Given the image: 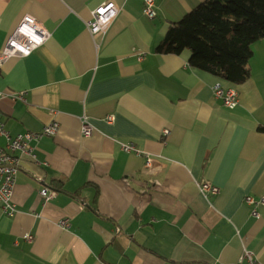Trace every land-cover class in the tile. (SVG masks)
Here are the masks:
<instances>
[{
	"label": "crops",
	"instance_id": "1",
	"mask_svg": "<svg viewBox=\"0 0 264 264\" xmlns=\"http://www.w3.org/2000/svg\"><path fill=\"white\" fill-rule=\"evenodd\" d=\"M104 1L0 0V50L25 15L51 33L1 65L0 118L12 136L60 125L32 142L35 158L21 157L16 213L0 206V264H249L246 251L264 263V205L255 217L244 201L264 197V38L253 44L250 78L233 84L191 66L189 49L155 50L205 0H155L154 19L144 0H109L119 13L93 37L87 22ZM218 81L237 89L234 109L214 96ZM205 180L220 192L203 194ZM44 186L56 190L48 201Z\"/></svg>",
	"mask_w": 264,
	"mask_h": 264
},
{
	"label": "built area",
	"instance_id": "2",
	"mask_svg": "<svg viewBox=\"0 0 264 264\" xmlns=\"http://www.w3.org/2000/svg\"><path fill=\"white\" fill-rule=\"evenodd\" d=\"M119 8L114 1H104L92 11V18L87 22V28L93 37L97 35H105L111 23L117 17ZM144 15L149 19H154L157 16L155 0H144L143 7ZM51 37L50 31L37 21L31 15H25L13 33L8 37L4 47L0 50V67L7 60L14 57H26L33 53L37 48L43 45ZM2 92L0 91V96ZM14 96L24 98V93L13 94ZM214 96L222 100L224 106L234 109L239 104V93L233 86H225L220 81L214 85ZM109 122L114 120V116H109ZM83 127L82 134L89 136L92 134L93 126L88 122L87 117L82 118ZM60 129L59 122L54 120L43 126L38 131H25L12 136L5 128L4 122L0 118V136H5L7 140L6 147L0 146V206L2 211L13 216L16 213V205L13 202L12 196L16 183V176L21 167V157L26 154L33 158L36 157V146L32 144L34 141H39L43 136H54ZM170 133L169 129H164V135ZM121 147L126 152H134L137 155H142L141 151L132 142H121ZM146 167L152 164L153 156L147 154ZM200 190L205 195H217L220 192V187L211 181L205 180L199 184ZM40 194L48 201L56 190H51L48 186H44L40 190ZM245 203L251 207V214L255 217L260 216L258 207L264 205V197L256 199L253 195L245 197ZM60 226L63 229L70 227V219L65 217L60 220ZM28 240H33L34 236L31 233L25 234ZM247 258L249 264H264L260 261H255L250 252H245L241 260Z\"/></svg>",
	"mask_w": 264,
	"mask_h": 264
},
{
	"label": "trees",
	"instance_id": "3",
	"mask_svg": "<svg viewBox=\"0 0 264 264\" xmlns=\"http://www.w3.org/2000/svg\"><path fill=\"white\" fill-rule=\"evenodd\" d=\"M261 38L264 0H205L172 23L155 50L180 54L189 49L191 66L240 84L251 76L253 44ZM257 130L264 134V123ZM53 183L62 190L65 180L54 178Z\"/></svg>",
	"mask_w": 264,
	"mask_h": 264
}]
</instances>
